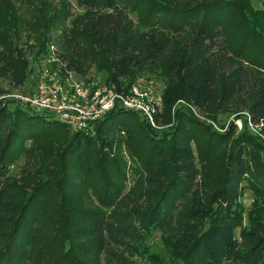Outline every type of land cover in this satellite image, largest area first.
<instances>
[{
    "label": "trees",
    "instance_id": "16d2710c",
    "mask_svg": "<svg viewBox=\"0 0 264 264\" xmlns=\"http://www.w3.org/2000/svg\"><path fill=\"white\" fill-rule=\"evenodd\" d=\"M62 1L66 16L56 12L54 22L66 28L72 17V27L43 46L63 70H104L120 91L139 74L165 76L155 121L170 126L143 120L123 136L129 124L117 115L135 112L116 106L89 130L73 131L49 113L0 103V264H77L65 235L72 219L87 224L96 264H129L156 232L170 264H264V219L236 235L235 198L250 190L264 202V39L256 13L245 0H71L74 16ZM27 66L0 45V75L13 87L25 84ZM179 100L211 120L246 113L262 136L247 116L241 131L233 123L222 134L185 106L173 113ZM202 136L211 153L230 143L218 189L200 178L192 142ZM64 189L91 192L97 204L77 209Z\"/></svg>",
    "mask_w": 264,
    "mask_h": 264
},
{
    "label": "rangeland",
    "instance_id": "374dc122",
    "mask_svg": "<svg viewBox=\"0 0 264 264\" xmlns=\"http://www.w3.org/2000/svg\"><path fill=\"white\" fill-rule=\"evenodd\" d=\"M55 1L56 2L53 3V0H0V45L4 50L16 52V55L24 59L28 65L27 80L20 88H15L10 84L8 75H0V103L8 101L13 102L16 100L17 96L27 97L29 95L38 94L42 82L48 77L47 75L53 77L56 74V79L60 82L64 79L65 75H63L64 73L62 72L63 64L61 59L54 55L51 46H43L45 37H58L63 33V30H66V28L69 29L70 26L72 27V17L67 20L66 28L64 27L62 19L54 22V15L56 12H60V18H63L66 16V11L68 9L62 0ZM66 1L72 5L70 10L71 14L74 16L79 14L80 11L77 12L78 10L73 6L72 1ZM245 2L250 9L256 13L254 20L257 23L258 29L261 31L259 36H262V39H264V0H245ZM44 4H46L47 8ZM137 4L138 3H136V5ZM52 5L56 10L52 9ZM257 52L258 51L254 49V51L250 52V55H255ZM70 76L69 82L84 83L85 85L95 83L98 84V87L102 90L106 87L113 89L117 88L114 85L108 84L106 79L107 73L104 70H93L86 76H81L73 72ZM165 84V76L161 74L144 73L139 74L128 83H123L122 88L126 90L125 92L128 94H133L135 90H137L143 100L154 97L161 102L162 99L161 106L157 113L158 118H161L164 108ZM67 85L68 84H66V86ZM2 99L9 100L2 101ZM179 101L175 103L173 110H177L179 107L183 106ZM190 104L198 113L204 114L193 102ZM134 114L135 115L126 113L117 115L116 121H124L126 124H129V128H122V131H124L122 132L123 136L125 132L126 136L130 135V129H132V127H140V121H146L145 115L137 112ZM235 116L236 115L224 116L219 117L218 120H213L225 133L230 131ZM57 118L58 117L54 115L46 119L51 121L57 120ZM158 125L162 127L165 126L161 124V122H159ZM199 140V143L195 141L192 142V144L198 155V160L202 162H199L200 178L212 188L218 189L221 186L225 173L230 143L228 140L218 143L213 153H211L206 143V137L202 136ZM52 146V148L56 150V147H54V145ZM206 160L208 161V168L204 169ZM22 167L23 166H20L14 170L16 175L19 174V178H22L20 174ZM63 191L68 195V199L74 203L77 209H89L92 207L91 204H97L94 199L92 200L91 192L86 194L67 189ZM235 200L242 217L241 223L236 227V235L239 238L241 230L250 228L252 223L257 220L256 218L260 216L264 219V202L258 199L250 190L243 191ZM86 227L87 224L85 222L72 219L68 227H66L67 233L65 235L73 240V244H75L74 248L77 253H75L74 256L77 264H96L95 260L97 256L92 249L91 236ZM146 246V250L137 252V255L132 257L129 264H170L173 262V255L168 250L166 238L161 232H156L149 239Z\"/></svg>",
    "mask_w": 264,
    "mask_h": 264
},
{
    "label": "built area",
    "instance_id": "2783aa9c",
    "mask_svg": "<svg viewBox=\"0 0 264 264\" xmlns=\"http://www.w3.org/2000/svg\"><path fill=\"white\" fill-rule=\"evenodd\" d=\"M62 72L65 75L62 82L56 79V74L53 77L47 75L48 77L42 82L38 94L27 97L17 96L15 102L37 112L55 115L67 123L73 131L89 130L93 122L105 117L116 106L145 115L146 122L158 130L170 126L162 127L156 124L155 121L162 99L161 102L154 97L143 100L137 90L133 94H128L124 89L120 91L117 88L106 87L102 90L95 83L85 85L84 83L69 82L70 75L73 72L64 71L63 68ZM65 83L68 85L66 86ZM179 103L190 109L198 119L210 124L216 131L224 132L214 120L198 113L190 103L184 100H180ZM174 112L175 110H173ZM245 116H247L251 131L258 136H262L259 128L252 123L250 116L246 113L243 117L235 116L233 123L237 130L241 131L243 129Z\"/></svg>",
    "mask_w": 264,
    "mask_h": 264
}]
</instances>
